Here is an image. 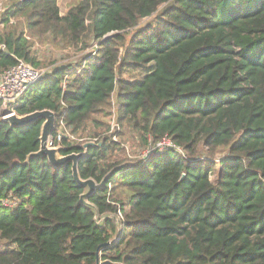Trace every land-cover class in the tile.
I'll return each instance as SVG.
<instances>
[{
  "label": "trees",
  "instance_id": "obj_1",
  "mask_svg": "<svg viewBox=\"0 0 264 264\" xmlns=\"http://www.w3.org/2000/svg\"><path fill=\"white\" fill-rule=\"evenodd\" d=\"M11 18L24 19L30 38L18 26L1 34L0 73L19 59L37 67L33 37L81 50L98 43L7 111L50 109L57 119L65 111L80 140L65 138L61 154L83 151L93 123L102 142L88 148L79 173L101 182L124 165L89 197L101 215H122L123 232L100 248L115 219L95 222L71 163L27 160L40 148L43 120L12 126L0 100V237L14 245L0 264H264V0H80L63 15L58 0H16ZM130 66L147 72L127 81ZM114 101L121 128L131 124L144 145L148 135H169L187 158L174 149L143 164L113 158L119 142L97 116ZM201 147L227 154L197 159Z\"/></svg>",
  "mask_w": 264,
  "mask_h": 264
},
{
  "label": "rangeland",
  "instance_id": "obj_2",
  "mask_svg": "<svg viewBox=\"0 0 264 264\" xmlns=\"http://www.w3.org/2000/svg\"><path fill=\"white\" fill-rule=\"evenodd\" d=\"M16 0H0V19L4 21L5 27H0V32L2 31V34L7 31L8 26H18L21 29L25 28L24 25V19H15L11 18L10 23H6L4 18L6 15V12L8 11L7 8L12 5L13 2ZM80 0H58L59 6H60V11L61 14H65L67 10L78 3ZM7 10L5 13H3V10ZM18 24V25H17ZM26 34L28 35L27 28H25ZM1 36V35H0ZM29 37V35H28ZM30 38V37H29ZM31 44H32V51L33 54L36 58V61L38 62L37 67L46 69L48 68L49 71L54 69L57 66H60L63 63H72L73 65H78L81 63L82 58L85 54L89 53L90 51L88 50H81L80 48L76 47H66L63 45H58L56 43H52V41L46 36L44 38H38V37H33L31 38ZM96 43H93L89 48L94 47ZM96 51V48H94ZM92 52V51H91ZM78 69V67H77ZM147 72V66L144 67H138V66H130L127 68L125 73L123 74V77L127 81H135L141 79L144 74ZM117 102L114 101V105L109 108L108 114H99L97 118L104 120V122L108 127L111 128V124L114 121H117V116H116V106ZM3 102H2V107H3ZM98 130L97 128H94L93 123L90 122L87 125V131L83 135L84 138L87 139H94L98 136H96L93 131ZM105 127L101 126L99 128V132L103 133L105 131ZM122 130V131H121ZM119 136L117 138V142H119V148L114 152L113 158L123 160L124 163H134L139 161L138 157H134V155L137 153L138 150L142 149L145 145L143 144V136L133 128L131 124H126L124 123L123 127L121 128ZM106 132H104L105 134ZM107 134V133H106ZM96 136V137H95ZM124 145V148H123ZM204 149L203 147L200 148V151L197 153L195 158L197 159H205L207 157L212 158H223L227 154L226 148H219L215 152V155L212 156L211 154L202 150ZM128 152L132 155L129 156ZM114 159H111L110 161H113ZM218 163V162H217ZM219 166V163L217 167ZM219 170L217 169L215 173L211 175L214 181L217 180L218 178V172ZM14 245L5 239H2L0 237V252H5L7 249L13 247Z\"/></svg>",
  "mask_w": 264,
  "mask_h": 264
},
{
  "label": "built area",
  "instance_id": "obj_3",
  "mask_svg": "<svg viewBox=\"0 0 264 264\" xmlns=\"http://www.w3.org/2000/svg\"><path fill=\"white\" fill-rule=\"evenodd\" d=\"M9 7L7 8V10ZM6 9L3 10L5 13L7 11ZM11 21V19H10ZM0 27H5L4 21L0 19ZM2 34V31L0 32V35ZM98 43L95 44L94 47L87 48L88 51H95L94 48H97ZM5 45L0 44V50H5ZM85 63H83L81 67H83ZM48 68L43 69L40 67H36L31 63H28L27 61L23 59H19V61L6 68L3 72L0 73V100L3 102V108L6 109L5 112H8L10 114L15 113L14 111H7V108L14 107L18 105L24 94L28 91V89L36 83L40 78L43 76H46L49 74ZM68 80V76H65L63 79V84L66 86ZM64 104V103H63ZM3 113V118L5 119L9 115H5ZM66 112L63 111L60 118L56 120V127L54 130V133L51 137V145L52 146H58L63 148V140L65 138L70 139L72 141L80 140L77 137L73 136L67 129L66 126ZM111 128L107 133H112L113 140L117 141V138L119 136L121 125L114 121L111 124ZM81 140L86 141H94L98 142L100 140V137H96L94 139H87V138H81ZM147 144L140 150L137 151V153L134 155V157H138L139 161L134 163H145L155 152H162L167 149H174L177 151L181 156L187 158V152L184 147L178 145L174 140L169 136L165 135L162 138H159L158 140H154L151 135H148L147 138ZM84 142V143H85ZM124 148V145H123ZM129 156L132 157V155L128 152ZM10 200H5L4 203L14 205L15 202L10 203ZM121 215V214H120ZM122 216V215H121ZM120 216V217H121Z\"/></svg>",
  "mask_w": 264,
  "mask_h": 264
},
{
  "label": "water",
  "instance_id": "obj_4",
  "mask_svg": "<svg viewBox=\"0 0 264 264\" xmlns=\"http://www.w3.org/2000/svg\"><path fill=\"white\" fill-rule=\"evenodd\" d=\"M4 114L9 115L10 113L5 112ZM5 119L8 120V122H10L12 126H26L38 120H43L41 127V136H40V141H41L40 148L37 151L30 153L28 155L27 160L33 157L46 156L48 161L53 166L56 167H60L68 163H71L72 175L74 179L78 182L80 186L85 188L84 192L81 193L80 195V202L93 211L95 222L97 224H103V222L108 218L115 219L116 221L117 229L114 237L108 242L102 244L100 248L117 242L123 232V222L121 217L113 213H107L101 215L99 213L98 207L94 203L89 201V197L92 196L97 191L98 188L103 186L105 181L110 177L111 174L114 173V171L122 168L124 165H120L113 168L108 174L104 176L101 182L96 181L92 177L83 179L79 173V163L82 158L87 156L89 147L100 145L102 141L96 143L94 141L89 140L83 144L82 146L83 151L61 154V147L52 146L50 140L54 133L56 127V120H57L56 113L53 110L50 109L37 110L25 115H19L17 113H13L7 116ZM184 177L185 174H182L181 179H183ZM97 264H100V259H98Z\"/></svg>",
  "mask_w": 264,
  "mask_h": 264
}]
</instances>
